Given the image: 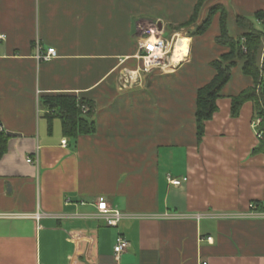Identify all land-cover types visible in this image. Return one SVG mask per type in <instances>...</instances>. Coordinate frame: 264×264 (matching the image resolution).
I'll return each mask as SVG.
<instances>
[{
	"label": "crops",
	"instance_id": "1",
	"mask_svg": "<svg viewBox=\"0 0 264 264\" xmlns=\"http://www.w3.org/2000/svg\"><path fill=\"white\" fill-rule=\"evenodd\" d=\"M198 1L0 0V130L9 136L0 214H39L0 217V264H264V154L254 150L252 103L230 114L231 96L252 85L239 63L200 141L194 116L197 89L226 51L218 11L196 28L221 5L230 36L242 32L236 16L260 29L252 15L264 0H204L195 11ZM155 20L166 39L186 34L187 55L144 73L138 37ZM37 44L56 56L37 60ZM63 94L88 107L80 113L92 133L63 134L41 101ZM99 196L128 216L106 225ZM118 235L128 245L117 257Z\"/></svg>",
	"mask_w": 264,
	"mask_h": 264
},
{
	"label": "trees",
	"instance_id": "2",
	"mask_svg": "<svg viewBox=\"0 0 264 264\" xmlns=\"http://www.w3.org/2000/svg\"><path fill=\"white\" fill-rule=\"evenodd\" d=\"M203 1H198L195 11ZM216 11L220 15V33L216 41L224 46L226 51L211 62L215 72L211 80L197 89L194 113L197 140L200 141L203 136L205 121L211 119L217 110L216 100L221 96V89L228 82L232 68L239 63L243 74L252 79V85L231 96L230 114L236 117L244 102L252 103V119L261 118L257 127L261 138L254 150L264 154V10H257L252 15L262 24L260 29L255 27L248 17L236 16V24L242 32L237 37H233L227 30V12L221 5H216L208 10L204 21L196 28V33H202L207 29L211 16ZM195 17L196 12L191 21H194ZM189 25H192V22ZM41 101L44 106L54 110L52 117L61 119L62 131L66 137L75 138L95 130L94 122L80 113L81 103H77L75 96L46 95L41 97ZM8 138L9 136L0 130V157L6 150L5 145ZM257 208L263 210L261 207L257 206Z\"/></svg>",
	"mask_w": 264,
	"mask_h": 264
},
{
	"label": "built area",
	"instance_id": "3",
	"mask_svg": "<svg viewBox=\"0 0 264 264\" xmlns=\"http://www.w3.org/2000/svg\"><path fill=\"white\" fill-rule=\"evenodd\" d=\"M176 34H173L169 39L163 37L162 29L159 27V24L156 23L153 27L148 29H142L141 34L138 37L140 49L142 53L139 57L142 60V67L139 69L144 73L151 72L152 70H164L171 66V55L168 53L171 51V47L176 41ZM174 48V46H173ZM168 55V56H167ZM56 56V50L53 47H47L43 49L40 45H36V54L35 58L39 61H48ZM82 113L88 112V107L84 104L79 105ZM261 118L256 117L252 119L251 126L255 130L257 137L261 138V133L257 130L258 125L260 124ZM61 144H66V139L61 140ZM27 161H32L30 158H27ZM168 182L173 185H180L181 181L176 178L167 177ZM96 208L98 211L99 217H101L106 225L116 226L121 219L128 216L127 214L122 213L116 208L109 206L108 202L102 197L99 196L96 201ZM37 213L35 214H0V217H10V216H21V217H34L38 218ZM210 240V238H208ZM128 242L122 236L118 235L116 242L114 244L113 250L115 256H119L120 253L127 247ZM202 264H207L206 261H203Z\"/></svg>",
	"mask_w": 264,
	"mask_h": 264
},
{
	"label": "bare ground",
	"instance_id": "4",
	"mask_svg": "<svg viewBox=\"0 0 264 264\" xmlns=\"http://www.w3.org/2000/svg\"><path fill=\"white\" fill-rule=\"evenodd\" d=\"M176 41L174 42V48L171 55L170 64L176 65L181 62L187 55L188 45L186 36L176 35Z\"/></svg>",
	"mask_w": 264,
	"mask_h": 264
},
{
	"label": "rangeland",
	"instance_id": "5",
	"mask_svg": "<svg viewBox=\"0 0 264 264\" xmlns=\"http://www.w3.org/2000/svg\"><path fill=\"white\" fill-rule=\"evenodd\" d=\"M162 13H163V15H164L165 11L163 10ZM252 20H253V18H252ZM156 23H157L156 20H155V21H148V22L146 21V23H145L146 25H144L145 28H142V29H145V30H146V29H148V28H151V27H153V25H155ZM255 26L259 27L260 25H259L257 22H255ZM140 31H141V30H140ZM140 31H139V32H140ZM178 35H181V36H183V37L186 36V34H178ZM172 51H173V46L171 47V51L168 53V55H171V54H172ZM168 55H167V56H168ZM164 70H168V69H164Z\"/></svg>",
	"mask_w": 264,
	"mask_h": 264
},
{
	"label": "water",
	"instance_id": "6",
	"mask_svg": "<svg viewBox=\"0 0 264 264\" xmlns=\"http://www.w3.org/2000/svg\"><path fill=\"white\" fill-rule=\"evenodd\" d=\"M9 135L15 136L16 134L12 133V132H7Z\"/></svg>",
	"mask_w": 264,
	"mask_h": 264
}]
</instances>
